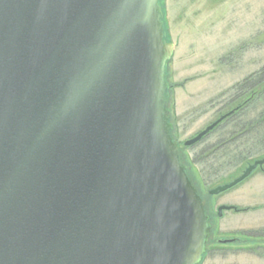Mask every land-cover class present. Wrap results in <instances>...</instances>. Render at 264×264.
Here are the masks:
<instances>
[{
    "label": "water",
    "instance_id": "1",
    "mask_svg": "<svg viewBox=\"0 0 264 264\" xmlns=\"http://www.w3.org/2000/svg\"><path fill=\"white\" fill-rule=\"evenodd\" d=\"M173 52L161 0H0V264L201 263L210 221L172 136Z\"/></svg>",
    "mask_w": 264,
    "mask_h": 264
},
{
    "label": "rangeland",
    "instance_id": "2",
    "mask_svg": "<svg viewBox=\"0 0 264 264\" xmlns=\"http://www.w3.org/2000/svg\"><path fill=\"white\" fill-rule=\"evenodd\" d=\"M161 7L174 45L167 65L173 136L212 224L200 264H264V165L227 191L208 194L264 157V82L251 85L264 71V0H162ZM219 206L248 210L219 217ZM237 237L247 241L217 242Z\"/></svg>",
    "mask_w": 264,
    "mask_h": 264
},
{
    "label": "trees",
    "instance_id": "3",
    "mask_svg": "<svg viewBox=\"0 0 264 264\" xmlns=\"http://www.w3.org/2000/svg\"><path fill=\"white\" fill-rule=\"evenodd\" d=\"M162 1V0H161ZM262 73V74H261ZM259 75H260V77H259V79L254 83V84H251V85H262L263 83L262 82H264V71H263V69H261V72L259 73ZM262 76V77H261ZM246 82H244V84H245ZM250 85V86H251ZM254 93V92H253ZM168 94H169V90H168ZM169 100V99H168ZM242 106V104L241 105H239L238 107H236L237 109L238 108H240ZM167 108H168V102H167V106H166ZM169 109V108H168ZM236 111V109L234 110V112ZM233 112V113H234ZM232 113V114H233ZM232 114H229V116H232ZM168 117H169V119H170V115H169V113H168ZM170 122H171V120H170ZM172 136H173V131H172ZM173 138H174V136H173ZM175 139V138H174ZM264 157H261V159H263ZM260 160V159H259ZM256 161V160H255ZM254 162V161H253ZM181 163L183 164V165H185L186 166V168H187V173H188V175L190 176V178H191V180L193 181V179H192V177H191V175H190V172H189V170H188V167H187V165L184 163V161H183V158H182V160H181ZM248 165H250V164H248ZM193 183H194V185H195V182L193 181ZM196 186V185H195ZM197 188V187H196ZM199 192V191H198ZM237 209V211H246V210H248L247 208H244V209H238V208H236ZM234 239H236V241H235V243H238L239 245L240 244H245V242L247 241L246 239H241V237H237V238H234ZM205 255V254H204ZM204 257V256H203Z\"/></svg>",
    "mask_w": 264,
    "mask_h": 264
},
{
    "label": "flooded vegetation",
    "instance_id": "4",
    "mask_svg": "<svg viewBox=\"0 0 264 264\" xmlns=\"http://www.w3.org/2000/svg\"><path fill=\"white\" fill-rule=\"evenodd\" d=\"M219 207H221V206H219ZM219 207H217V209L216 210H218V208ZM223 211H225V210H223ZM234 211H236L237 212V209L236 210H234ZM210 221V220H209ZM211 226H212V224H211V221H210V228H211ZM232 239H234V238H232ZM219 240H217V242H218ZM235 243V242H234ZM220 244V243H219ZM226 244H228V243H226ZM232 244V243H231Z\"/></svg>",
    "mask_w": 264,
    "mask_h": 264
}]
</instances>
